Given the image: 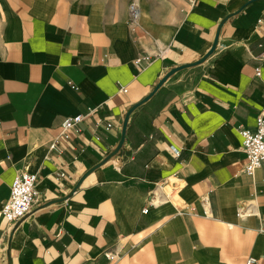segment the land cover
<instances>
[{"label":"crops","instance_id":"crops-1","mask_svg":"<svg viewBox=\"0 0 264 264\" xmlns=\"http://www.w3.org/2000/svg\"><path fill=\"white\" fill-rule=\"evenodd\" d=\"M129 3L0 0V264H264L239 129L264 108V0H141L136 24Z\"/></svg>","mask_w":264,"mask_h":264},{"label":"built area","instance_id":"built-area-1","mask_svg":"<svg viewBox=\"0 0 264 264\" xmlns=\"http://www.w3.org/2000/svg\"><path fill=\"white\" fill-rule=\"evenodd\" d=\"M141 17V0H130L129 3V22L131 24L138 23ZM258 73L260 70L258 68ZM84 119L83 114H75L73 116H68L63 122V128L61 135L64 137H69V131L73 127L78 126V124ZM109 124L106 128H109ZM240 133L243 137V149L247 153L248 162L246 164V169L249 172H253L256 168L264 165V108L261 110L257 117V122L254 128L240 127ZM55 139H58L57 137ZM56 140H53L51 147H56ZM63 175V173H60ZM37 174L28 171L18 172L14 181L11 185V192L8 200L3 206V212L7 216L8 220L15 224L20 219L25 217L27 214L32 212L34 203L37 198ZM157 190V189H156ZM156 190L150 195L148 199L149 205H159L166 201L173 199V193L163 192L162 195L157 196ZM207 204L206 199L204 200ZM148 206L143 209V211H148ZM249 213L246 209L241 207L238 214ZM245 264H260L259 259L255 256H249L245 260Z\"/></svg>","mask_w":264,"mask_h":264}]
</instances>
